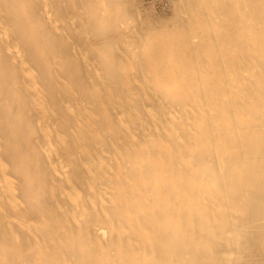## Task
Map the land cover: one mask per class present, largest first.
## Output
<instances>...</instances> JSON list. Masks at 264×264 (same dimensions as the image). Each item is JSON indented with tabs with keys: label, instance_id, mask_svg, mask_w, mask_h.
Returning <instances> with one entry per match:
<instances>
[{
	"label": "bare ground",
	"instance_id": "1",
	"mask_svg": "<svg viewBox=\"0 0 264 264\" xmlns=\"http://www.w3.org/2000/svg\"><path fill=\"white\" fill-rule=\"evenodd\" d=\"M167 4L0 0V264H264V0Z\"/></svg>",
	"mask_w": 264,
	"mask_h": 264
},
{
	"label": "rangeland",
	"instance_id": "2",
	"mask_svg": "<svg viewBox=\"0 0 264 264\" xmlns=\"http://www.w3.org/2000/svg\"><path fill=\"white\" fill-rule=\"evenodd\" d=\"M139 2H140V5L142 7L141 8L142 10L143 9L144 10L149 9V10H151L150 12L154 13L155 15L166 14V13H168V10H169V8L167 7L168 6L167 3L165 5H162L161 2H153L152 4H149L150 6L148 7L146 3L149 1L139 0ZM145 7H147V8H145Z\"/></svg>",
	"mask_w": 264,
	"mask_h": 264
},
{
	"label": "built area",
	"instance_id": "3",
	"mask_svg": "<svg viewBox=\"0 0 264 264\" xmlns=\"http://www.w3.org/2000/svg\"><path fill=\"white\" fill-rule=\"evenodd\" d=\"M145 1L161 2V4H166L169 2V0H145Z\"/></svg>",
	"mask_w": 264,
	"mask_h": 264
}]
</instances>
